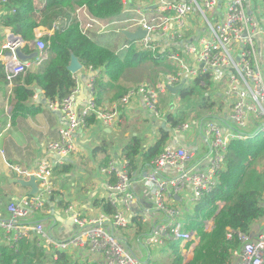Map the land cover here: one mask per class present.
Here are the masks:
<instances>
[{
  "label": "built area",
  "instance_id": "built-area-1",
  "mask_svg": "<svg viewBox=\"0 0 264 264\" xmlns=\"http://www.w3.org/2000/svg\"><path fill=\"white\" fill-rule=\"evenodd\" d=\"M121 3L120 14L105 20L92 16L84 6L76 8L82 33L87 36L92 32L120 34L122 30L133 32L141 28L146 35L132 41L133 46L138 50L165 52L175 69L159 73L153 83L145 82L128 89L108 107L96 106L93 94L85 108L77 113L73 109L76 87L61 101L49 104L59 108L65 120V125L58 129V138L46 144L57 160H41L34 169L9 165L22 179L35 176L38 191L19 195L7 205L8 216L0 218V230L8 244L31 235L38 247L54 257L59 252L73 254L74 258L87 255L86 252L96 253L90 264H150L148 246H170L168 241L176 242L180 248L192 242L186 248L190 249L198 238L195 230L188 227L189 222L184 221V209L176 202V196L181 198L188 188L189 196L185 193L188 201L194 204L200 200L216 186L229 142L264 132V72L260 56L264 0H121ZM24 43L19 35L12 33L3 43L1 54L13 52ZM48 43L43 36L35 38L31 44L38 56L33 61L22 62L14 54L4 60L9 86L30 65H39L48 58ZM129 45L123 43L116 53L131 48ZM206 74L212 82L209 94L221 99L216 114L208 112L192 123L195 128L190 121H184L174 130L185 133L186 138L197 134L206 143V153L196 160L195 153L184 145H165L152 161L150 173L143 177L138 174L150 189L151 201L146 205L140 203L131 189L127 162L110 160L101 172L106 176L103 200L108 202L111 211L100 207L94 216L88 217L71 204L66 205L63 210L75 222L76 232L67 238L52 234L44 221L51 215L46 206L54 191L53 168L76 150L74 133L87 127L86 118L94 114L103 124L112 126L119 121L121 108L136 98L142 100L153 116L164 118L160 100L167 87L180 83L184 86ZM90 88L94 92L93 81ZM216 204L221 207L223 202ZM158 213L163 214V219L154 221ZM33 214L39 217L26 223L25 219ZM134 217L138 222L133 221ZM202 222L205 231L212 230L213 218ZM237 237L240 247L232 252L229 264H264V216L254 223L249 233L237 232ZM131 239L135 242L127 244ZM135 246L141 251L136 252Z\"/></svg>",
  "mask_w": 264,
  "mask_h": 264
},
{
  "label": "trees",
  "instance_id": "trees-1",
  "mask_svg": "<svg viewBox=\"0 0 264 264\" xmlns=\"http://www.w3.org/2000/svg\"><path fill=\"white\" fill-rule=\"evenodd\" d=\"M0 5L4 9L0 27L8 28L26 42L22 47L26 54L33 49L29 44L35 39L33 31L36 27L43 26L51 30L50 35L43 36L49 42L48 58L37 66H29L24 74L14 79L10 95L13 103L12 120L41 110V106L31 100L35 86L43 91L44 97L50 102L61 101L71 93L76 87L74 75L66 69L71 53L79 58L84 69L91 68L100 72L93 82V101L98 107L108 95L110 100H118L124 96L130 88L121 82L122 77L126 73L134 74L142 65L148 69L142 78L150 83L154 82L156 74L175 69L165 52L138 50L130 42L129 46L132 47L120 55L108 46L100 45L92 36L82 33L76 8L84 6L92 16L105 20L120 14L121 0H0ZM2 70L0 62V80L5 77ZM192 82L205 90L203 99L196 104L202 109H210L213 102L209 99L214 96L209 94L208 89L212 84L210 75L200 76ZM177 92L182 97L190 96L194 89L183 86ZM215 96L217 97L216 94ZM168 104L163 106L161 101L163 114L165 107L171 108ZM190 115L191 113L187 115L179 108L176 111L168 109L164 114L172 131ZM95 121V115H89L86 118L87 127ZM170 133L165 128H160L158 137L147 147H143L142 140L137 136L124 145L120 158L127 162L130 178L140 173L141 166L151 165L167 145ZM57 168L56 173H66L70 171V163ZM111 181H115L114 176ZM263 188L264 132L246 139H232L216 186L197 200L192 214L186 216L189 220L188 227L195 230L198 238L191 259L184 263L179 245L168 241L172 252L166 264H229L232 252L240 247L237 232L249 233L254 223L264 216ZM50 199L52 201L53 196ZM217 201H222L223 205L219 207ZM100 205L106 212L111 211L108 202L101 200ZM209 218H213V228L205 231L202 221ZM133 221L138 222L137 217ZM191 244L192 242H187L184 247L188 248ZM73 256L68 252H59L54 257L52 253L38 247L31 235L8 244L0 230V264H90L88 260H78Z\"/></svg>",
  "mask_w": 264,
  "mask_h": 264
},
{
  "label": "crops",
  "instance_id": "crops-1",
  "mask_svg": "<svg viewBox=\"0 0 264 264\" xmlns=\"http://www.w3.org/2000/svg\"><path fill=\"white\" fill-rule=\"evenodd\" d=\"M3 10L0 5V17L3 14ZM33 32L35 38L51 34V30L43 26L36 27ZM12 33L8 28L0 27V62L3 66V75H5L4 60L8 57L5 56L7 51L1 54V48L7 36ZM112 34L115 33L95 34L92 32L91 36L100 45L108 46L116 52L120 48L119 45L123 43L121 38L125 37L122 33L115 34L116 36L114 37H112ZM25 44L26 42L21 46V49ZM29 45L31 46V44ZM118 54L121 55L123 52ZM33 59L31 60L33 61ZM99 73V71L82 68L74 75L77 92L73 109L77 113H80L92 99L94 92L90 88V83L92 81L94 82L95 77ZM13 87L14 80L11 86H9L6 77L0 80V218L2 219L8 216L7 205L19 195L29 194L30 191L29 187L21 186L15 181V179L23 177L12 171L9 165H17L23 169H34L41 160H48L49 162L56 161L57 156L47 150L46 144L49 141L57 139L58 129L65 125L61 110L57 107H50L49 104L51 102L44 97L43 91L36 86L34 87V96L31 100L35 104H39L41 110L33 115L17 116L12 120L11 109L13 103L10 100V95ZM167 93L169 91L165 94ZM109 97L110 95L105 97L101 106L108 107L112 102L117 101L110 100ZM168 109L169 106L163 109L164 114ZM121 113L119 121L114 126L105 125L96 119L88 127L77 129L74 133L76 150L71 152L63 163L57 164L53 168L54 191L51 195L53 199L47 202L46 207L51 210V214L54 216V220L48 229L55 236L67 238L76 232L77 226L71 216L60 212V210H63V206L71 204L75 210L88 217L94 216L99 211L101 207L100 201L106 195V176L101 172V169L110 160L121 163L122 159L120 156L122 148L132 137L137 136L143 139L140 132L148 133L150 131L154 136L156 133L159 134V129L163 128V125L169 128L165 116L164 118H156L153 116L140 98L134 99L129 105L121 108ZM130 119H134L136 123H129L128 125L127 122ZM123 125L133 127V129L129 132L128 129L122 130ZM119 131H123L122 140L125 138L126 141L124 145H118L120 140L118 136ZM170 132V137L167 141L168 145H184L195 153L196 160L206 153V143L201 138H198V135L186 138L185 133L180 134L172 130ZM147 137H150V135ZM143 141L144 139L142 140L143 147L150 145H147V143L144 144ZM64 163H70V171L56 173L58 170L57 167L62 166ZM150 171L151 166H141L140 173L142 176H135L131 180L132 191L138 197L140 203L144 205L149 204L151 195L148 185L141 180V177L144 174L150 173ZM185 193L189 196L188 188L184 190L181 198L179 196L176 198L178 205L184 209V221L187 220V215L192 214L194 205L188 201ZM188 202L190 203L189 205L187 204ZM136 214H138V211H136ZM37 217L39 216L36 214L30 215L25 219V222L32 223L36 221ZM162 219L163 214L158 213L154 221ZM187 221L189 222V220ZM130 243L132 242H127V244ZM194 246L192 245L190 249L183 248L182 246L180 248L179 246L184 263L191 259ZM158 249L164 252L165 256L171 257L170 254L172 251L170 246ZM85 256V254H82L80 258ZM157 261L156 259H152L150 254V264H157Z\"/></svg>",
  "mask_w": 264,
  "mask_h": 264
},
{
  "label": "rangeland",
  "instance_id": "rangeland-1",
  "mask_svg": "<svg viewBox=\"0 0 264 264\" xmlns=\"http://www.w3.org/2000/svg\"><path fill=\"white\" fill-rule=\"evenodd\" d=\"M114 36H116V35L112 34V37H114ZM261 39H262V42L260 43V46H262V50H261L260 56L263 59L262 68H263V72H264V35H262ZM121 40L123 41V43L132 42V41L126 40L123 37L121 38ZM256 44L258 45L257 41H256ZM121 45H119V47ZM147 71H148L147 67H144L142 65L141 68L136 70L134 74L128 75L126 73L122 77L123 79H122L121 82L124 85L128 86L129 88L137 87V86H139V85H141V84H143L145 82L150 83L149 80H144V78H142V76L144 74H146ZM158 74H156L155 80H157ZM192 83H193L192 80H190L184 85V87H188V88L191 87V88L194 89V93L192 95H190V96L182 97L178 92L175 93V94H172V93L169 92V93H167V94H165L164 96L161 97L163 106H165V105H167L169 103L168 105H170V107H171V108H169V110L176 111V109L179 108V110L185 112L187 115L189 113H191V115L188 116V118L186 120V121H190L191 122L190 124L195 123V121H197L201 117L204 118L205 115L208 112H213V113L216 114V112H217L216 106L221 101L220 98H218L216 96H213V97H210V99H209V101L213 102L212 103L213 106L210 109L207 110V108L202 109L201 107H198V105L196 103L198 101H200L201 99H203V96L205 94V90L202 89L201 87L195 85V84H192ZM161 100H160V102H161ZM124 123H126V122H124ZM127 123L129 125V123L134 124L136 122H135L134 119H130V120H128ZM192 127L195 128V124H192ZM123 129H128V132H129L130 130L133 129V127H128L127 125H123L122 130ZM140 135L144 139V141H143L144 144L147 143V145H149V144L151 145L152 142H154L155 139L158 137V133H156L153 136L150 131L148 133L140 132ZM148 135H150V137H147ZM196 135L197 134H195L194 136H196ZM118 136L120 137L118 145H124L126 143V141H125V138L122 140L123 131H119L118 132ZM187 204L189 205L190 203L188 202ZM60 212L65 213L64 210H60ZM65 214H67V213H65ZM47 217H48V219L46 220L45 225H46V227H49V225L52 223V219H54V216H53V214H51V215H49ZM130 242H135V240L131 239ZM134 249H135L136 252H140V248L139 247L135 246ZM147 249L148 250L151 249V258L158 260L157 264H166L170 260L169 256H167V255L165 256L164 252H161L158 248H155L154 245L148 246ZM86 254L87 255L85 257L78 258V260H88L90 262V260L94 259V257L97 256V254L93 253V252H91V253L86 252Z\"/></svg>",
  "mask_w": 264,
  "mask_h": 264
},
{
  "label": "water",
  "instance_id": "water-1",
  "mask_svg": "<svg viewBox=\"0 0 264 264\" xmlns=\"http://www.w3.org/2000/svg\"><path fill=\"white\" fill-rule=\"evenodd\" d=\"M121 33L128 41H134V40L142 38L146 35V31L142 30L141 28H137L133 32L128 31V30H122ZM34 41H35V39H34ZM34 41H33V43H34ZM31 47L34 48L33 44H31ZM12 54H14L17 57V59H19L22 62H27L28 60H31V59L38 56V52L36 50H33L29 54H25L22 51L21 46H17L13 52L7 51L5 53V56H7L9 58L10 56H12ZM82 68H83V64L80 62L79 58L77 56H75L73 53H71L70 61H69V64L67 65L66 69L71 74L75 75ZM182 87H183V83H180L176 86H168L167 89L172 94H175ZM163 126H164L163 128H165L168 132H170V130H171L170 128H166L165 125H163ZM15 181L17 183H19L21 186L29 187L30 188V191H29L30 195L35 194L38 191L37 180H36V177L33 175H30L27 179L17 178V179H15ZM176 197H178V196H176Z\"/></svg>",
  "mask_w": 264,
  "mask_h": 264
}]
</instances>
